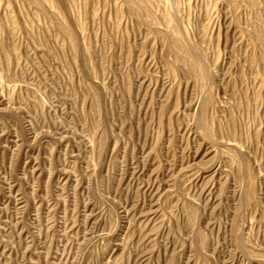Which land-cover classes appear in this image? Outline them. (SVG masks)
I'll return each instance as SVG.
<instances>
[{"label": "rangeland", "instance_id": "1", "mask_svg": "<svg viewBox=\"0 0 264 264\" xmlns=\"http://www.w3.org/2000/svg\"><path fill=\"white\" fill-rule=\"evenodd\" d=\"M0 264H264V0H0Z\"/></svg>", "mask_w": 264, "mask_h": 264}]
</instances>
